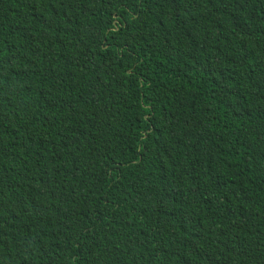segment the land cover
<instances>
[{
    "label": "trees",
    "instance_id": "obj_1",
    "mask_svg": "<svg viewBox=\"0 0 264 264\" xmlns=\"http://www.w3.org/2000/svg\"><path fill=\"white\" fill-rule=\"evenodd\" d=\"M0 264H264V0H0Z\"/></svg>",
    "mask_w": 264,
    "mask_h": 264
}]
</instances>
